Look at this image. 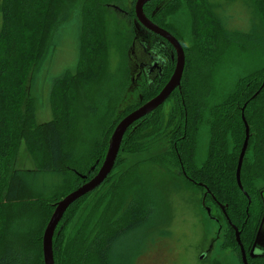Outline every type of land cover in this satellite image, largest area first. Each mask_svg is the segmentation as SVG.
Returning <instances> with one entry per match:
<instances>
[{
	"label": "rangeland",
	"instance_id": "obj_1",
	"mask_svg": "<svg viewBox=\"0 0 264 264\" xmlns=\"http://www.w3.org/2000/svg\"><path fill=\"white\" fill-rule=\"evenodd\" d=\"M178 1L180 7L173 14V20L178 22L185 40L190 77L197 75L204 80L202 73L205 72L214 85L213 91L219 94L227 92L239 79L251 77L253 71L259 70L258 75L263 72L264 31L261 28H257V37L254 33L251 41L246 40V48L232 42L228 35L222 37L216 54L204 61L193 37L197 22L191 3ZM132 2H64L62 21L48 39L45 53L27 83L36 123L43 125L53 121L58 126L63 156L59 161L52 150L44 149L42 164L38 166L29 155L24 139L17 141L10 173L16 170L15 176L18 175L20 180H15L13 189L20 190L21 187L27 194L22 199L9 200L7 195L13 189L9 191L7 184L0 185V264H43L42 239L38 237L43 234L54 207L37 203L32 193L43 192L47 201L54 202L72 191L78 183L74 167H82V172L92 160L98 162L116 122L138 101L140 92L132 85L128 58L133 25L129 16L116 9L129 10ZM210 3L216 7L214 11L219 19L209 17L215 27L223 26L227 34L249 32L259 21L252 0H210ZM88 5V11L93 14V30L98 34L99 56L92 46L86 56L91 63L86 71L88 68L81 67L80 35L83 31L79 25L82 16L85 17L83 8ZM203 8V12L210 13L205 5ZM69 70L77 73L76 79L72 76L68 79L67 89L56 107L51 97L55 80ZM84 71L86 76L83 77ZM260 78L262 81L264 77ZM203 145L206 146L204 130L199 141L200 154ZM49 156L57 163L55 168L50 164ZM147 162L129 177V184L119 190L120 196H124L142 187L141 197L149 200L150 216L131 234V244L138 253L127 244L131 264H242L235 252L222 244L224 218L215 209L212 210L214 219L209 218L203 210L200 202L203 190L182 180L176 183L167 169ZM21 180L24 184L19 187Z\"/></svg>",
	"mask_w": 264,
	"mask_h": 264
},
{
	"label": "trees",
	"instance_id": "obj_2",
	"mask_svg": "<svg viewBox=\"0 0 264 264\" xmlns=\"http://www.w3.org/2000/svg\"><path fill=\"white\" fill-rule=\"evenodd\" d=\"M67 1L0 0V185L7 184L9 191L16 186L15 180H20L18 175L15 176L16 170L10 173L11 160L20 138L24 139L29 155L38 166L42 164L44 149L47 152L52 150V154H55L59 161L63 156L61 131L58 126L53 124V121L43 125L36 123L35 109L27 92V83L45 53L48 39L62 21L61 11ZM252 4L259 18L257 26L249 32L227 34L223 26L215 27L209 14L203 12L202 3H191L197 21L193 37L202 60L208 61L216 54L222 37L228 35L232 42L238 45L240 43L241 47L246 48V40L251 41L254 33L255 37L259 35L257 28L264 31V0H252ZM88 7L89 5L83 8L85 17L82 16L79 25L83 31L80 35L81 67L88 68L86 71L90 69L91 64L86 56L90 54L89 49L92 46L99 56L98 34L93 30V14L88 11ZM172 9L173 6L164 5L157 16L170 15ZM258 73L259 70H255L251 77L239 79L227 92L216 94L210 76L203 72L204 80L197 75L190 77L186 63L181 92L177 94L178 97L182 96V102L181 99L178 100L179 105L183 106L182 137L177 139L176 151H171L170 155L165 152V155L152 156L157 159L153 160L155 163L167 169L172 181L177 183L182 180L195 189L202 190L204 185L208 193L223 205L228 215L238 224L244 219V209L247 205V198L235 178L239 147L244 138V124L240 112L244 103L249 140L240 177L248 193H252L255 188H264V85L251 97L264 80L259 79L264 77V68L261 74ZM75 74L77 73L69 70L55 80L51 97L56 107L67 89L66 82L71 76L76 79ZM82 75L86 76V72ZM147 123L148 118L143 117L132 129L126 131L110 174L98 187L74 201L65 211L53 237L54 264L132 263V260H129L127 244L133 248L130 241L132 232L150 216L147 208L149 200L141 197L144 192L140 190L142 187L138 189L139 192L133 191L132 194L124 196H120L119 190L129 184V177L149 161ZM203 130L206 146L200 154L199 141ZM106 147L97 163L92 160L82 172V167H74L73 170L78 175L76 187L95 174ZM49 159L55 168L57 163L53 162L50 156ZM116 168L118 170L115 173ZM80 174L86 175V179ZM198 183L202 185L199 186ZM23 184L21 180L18 185L20 187ZM104 187L106 188L103 189ZM26 194V189L15 188L9 192L7 198L22 199ZM43 194L45 193L33 192V200L46 207H54L61 198L51 202L47 201ZM252 198L255 205L256 199L254 196ZM253 219L252 216L251 221ZM38 238L42 239V235ZM222 244L233 250L238 249L233 232L230 234L225 230ZM133 250L137 252V249ZM132 254L131 251V257Z\"/></svg>",
	"mask_w": 264,
	"mask_h": 264
},
{
	"label": "flooded vegetation",
	"instance_id": "obj_3",
	"mask_svg": "<svg viewBox=\"0 0 264 264\" xmlns=\"http://www.w3.org/2000/svg\"><path fill=\"white\" fill-rule=\"evenodd\" d=\"M132 1L133 2L131 9L129 10L118 9V8L116 9L119 12L129 16L130 21L132 22L133 25L132 32L134 35L132 34V40L130 44V51L128 58L130 59L132 85L140 93L138 95V101L134 103L131 110L128 111L127 113H124L122 117H124L126 114L136 109L137 107H139L141 104L155 97L161 91V89L164 87V85L167 83V81L174 72L176 66V60H177V51L174 45L171 43V41H169L163 34L153 30L152 28L153 26L172 34L181 44L185 55V50H184L185 40L180 32L181 28L178 22L173 20V16H174L173 14L179 9L180 2L178 0L146 1L143 4L142 10L145 17L148 20L147 22H141L136 18L134 11V5L136 0H132ZM196 1L197 3L198 2L202 3L203 7L205 5L208 8V10L210 11L209 16L219 19L218 16L215 14L216 7L213 8L211 3L209 4L210 0H181V3L184 2L187 4ZM164 5L173 6L172 11L170 12L171 14L160 17L157 16V14H159L161 8ZM188 10L189 9H187V11ZM185 65H186V57H185ZM185 65L181 76L180 85L175 89H173L171 93L168 95V97L160 105H158L151 112L143 116L148 118V123L146 127V129L148 130L147 140L149 139L147 160H149L150 165H153L155 163L153 160H157V159H153L152 156L157 154L165 155V152H168V154L170 155L171 151L173 150L176 151V145L178 143L177 139L182 137L181 133H182L183 106L182 104L179 105L178 103V100L180 99H181L180 102H182V96L180 95V97H178L177 94L181 92ZM261 84L263 86L264 82ZM262 86L260 85V88L257 90L258 92L260 91ZM256 92L254 93L255 95L258 93ZM254 94L251 97H254L255 96ZM245 105L246 103H244L240 107L241 115L242 112L244 114ZM155 118L157 119L155 120ZM138 120L133 122L126 129V131L128 129L129 130L132 129L134 125H136ZM244 138H245V128H244ZM204 148L205 145H203L202 147L201 150L202 153L204 151ZM240 181H241V177H240ZM241 185H242V189L240 190L247 198V205L245 206L244 209V214H245L244 219L239 224L234 222V219L228 215L226 209L223 210L221 208L222 204L211 193H208V189L204 185H203L204 188L203 194H202V198L200 199L201 200L200 202L203 210L205 211V213L208 214L209 218L214 219V217H212L213 209L219 212L220 215L224 218L225 221L224 233L225 230L227 233L230 234L233 232V239L238 249L237 250L232 249V251H234L235 254L237 255L239 262L243 264L241 248L235 236L236 229L239 233L240 244L242 245L245 251L247 263L264 264V218H263L264 188L260 190H257V188H255L252 193H248L244 189L242 181H241ZM244 192H246V194ZM252 196H254L256 199L255 205H253L252 203L253 202ZM250 208H251V212H250ZM252 216L254 219L251 221ZM257 231H260V233L256 240ZM224 233H223V237H224ZM255 240L256 243L254 245L252 254H255L256 257H253L250 255L251 254L250 251L251 248L253 247Z\"/></svg>",
	"mask_w": 264,
	"mask_h": 264
},
{
	"label": "water",
	"instance_id": "obj_4",
	"mask_svg": "<svg viewBox=\"0 0 264 264\" xmlns=\"http://www.w3.org/2000/svg\"><path fill=\"white\" fill-rule=\"evenodd\" d=\"M146 1L148 0H136L135 5H134V11H135L136 18L140 20L141 22H147L148 20L145 17L143 10H142L143 4ZM154 27L155 26L152 27L153 30L163 34L169 41H171V43L174 45L177 51V60H176V66H175L174 72L169 78V80L167 81V83L164 85V87L161 89V91L155 97H153L149 101H146L145 103L141 104L136 109L126 114L115 124L114 129L109 137L107 148H106L102 163L99 169L97 170V172L93 176H91L89 179L85 180L82 184L77 186L75 189L67 193L65 196H63L61 199H59L54 204V209L44 227L43 234H42L43 264H54L53 237L67 208L74 201H76L83 195L90 193L92 190L98 187L105 180L108 174L111 172L114 166L116 157L119 153L123 135L126 129L133 122L142 118L143 116L151 112L153 109H155L158 105H160L168 97L171 91L180 85V80H181V76H182L184 65H185V55H184L183 48L181 44L179 43V41L172 34H170L167 31L158 29L157 27L155 28ZM241 116H242V120H243L244 128H245V138H244V141H243V144H242L239 156H238L236 170H235L236 182L240 189H242V185L240 181V170H241V165H242L243 157H244V154L247 148L248 138H249V125L245 119L243 112ZM94 167H95V164L92 165L91 168L93 169ZM80 176L83 179H86V175L80 174ZM199 185H202V183H199ZM244 193L246 194V192ZM221 208L224 210L223 205H221ZM263 218H264V215H263ZM61 228H62V225H60V229ZM259 233L260 231H257L256 240L258 238ZM235 236L241 248L242 262L243 264H248L246 260L244 248L242 247L239 241V233L237 229L235 232ZM256 240L250 251L251 253L250 255L253 257H256L255 254H252Z\"/></svg>",
	"mask_w": 264,
	"mask_h": 264
}]
</instances>
